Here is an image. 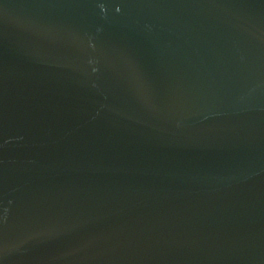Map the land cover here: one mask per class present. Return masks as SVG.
I'll return each instance as SVG.
<instances>
[{
	"label": "water",
	"instance_id": "95a60500",
	"mask_svg": "<svg viewBox=\"0 0 264 264\" xmlns=\"http://www.w3.org/2000/svg\"><path fill=\"white\" fill-rule=\"evenodd\" d=\"M0 264H264V0H0Z\"/></svg>",
	"mask_w": 264,
	"mask_h": 264
}]
</instances>
